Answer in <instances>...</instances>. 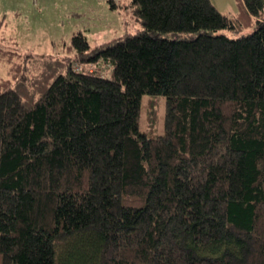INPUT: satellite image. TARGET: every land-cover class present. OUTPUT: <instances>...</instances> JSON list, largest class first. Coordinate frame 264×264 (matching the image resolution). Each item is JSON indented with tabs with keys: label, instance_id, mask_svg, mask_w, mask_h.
I'll use <instances>...</instances> for the list:
<instances>
[{
	"label": "trees",
	"instance_id": "obj_1",
	"mask_svg": "<svg viewBox=\"0 0 264 264\" xmlns=\"http://www.w3.org/2000/svg\"><path fill=\"white\" fill-rule=\"evenodd\" d=\"M109 2L143 28L0 50V264H264V0Z\"/></svg>",
	"mask_w": 264,
	"mask_h": 264
},
{
	"label": "rangeland",
	"instance_id": "obj_2",
	"mask_svg": "<svg viewBox=\"0 0 264 264\" xmlns=\"http://www.w3.org/2000/svg\"><path fill=\"white\" fill-rule=\"evenodd\" d=\"M126 5L132 0H114ZM226 14L238 12L237 0H212ZM143 28L131 17L130 8L112 9L109 0H0V50L32 54L29 73H38L39 65L49 56H64L75 32L82 31L95 47L126 33ZM255 27L240 33L223 30L232 37L250 34ZM1 54V53H0ZM23 62L24 59H21ZM8 62L0 56V77H8ZM166 98L145 94L141 102L139 127L149 137L164 133Z\"/></svg>",
	"mask_w": 264,
	"mask_h": 264
}]
</instances>
